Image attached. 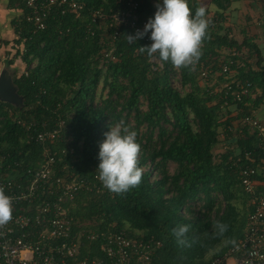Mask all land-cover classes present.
Returning a JSON list of instances; mask_svg holds the SVG:
<instances>
[{
    "label": "trees",
    "instance_id": "trees-1",
    "mask_svg": "<svg viewBox=\"0 0 264 264\" xmlns=\"http://www.w3.org/2000/svg\"><path fill=\"white\" fill-rule=\"evenodd\" d=\"M78 1L84 4L83 17L51 15L45 30L27 22L28 9L19 4L23 14L16 24L20 37L17 43L23 48L20 53L27 69L22 75L16 74L14 82L24 105L17 108L0 101V157L9 155L10 162H18L21 170L38 167L44 146L33 136L44 121L48 120L50 127L64 121V139L57 146H47L55 151L70 141L74 152H68L65 161L76 160L71 171L93 179L98 176V151L104 133L123 120L137 132L141 146V183L117 194L99 180L97 189L81 192L70 212L75 232L126 231L135 239L160 242L153 256L156 264H209L244 235L252 206L238 167L264 166V142L256 131L239 123L234 150L217 154L220 128L229 140L234 127L223 95L201 88L194 64L175 67L156 54L163 68L155 71L152 55L140 50V46L149 44L143 40L129 43L127 35L133 34L128 30H123L112 46L101 41L102 31L95 27L92 35L91 13L100 9L117 11L124 0ZM138 1L140 12L152 17L156 11L152 0ZM203 1L188 0L193 13ZM210 3L219 10L213 19L218 24L207 27L199 59L212 64L214 71L220 70L221 60L233 61L232 72L239 61L249 67L237 78L249 80L254 91H261L258 105L264 100L260 50L250 40L238 44L219 33L221 11L231 0ZM105 47L113 50L117 62H102ZM225 49L240 55L224 56ZM254 58L257 70L249 64ZM176 77L183 87L190 88L188 92L182 93L173 85ZM101 84L106 94L102 92L98 98ZM20 119L27 125L32 122L30 130L18 124ZM170 165H174L173 172ZM256 177L263 180L264 171ZM217 221L228 225L223 236L215 232ZM178 223L190 226L187 246L178 245L172 235ZM100 245V241L83 239L82 257L101 256Z\"/></svg>",
    "mask_w": 264,
    "mask_h": 264
},
{
    "label": "built area",
    "instance_id": "built-area-1",
    "mask_svg": "<svg viewBox=\"0 0 264 264\" xmlns=\"http://www.w3.org/2000/svg\"><path fill=\"white\" fill-rule=\"evenodd\" d=\"M28 9L27 22L37 30H45L51 15L67 14L81 18L84 4L78 0H17ZM121 8L109 13L96 10L90 15L89 31L92 28L101 33V41L115 43L123 30L134 35L142 30L148 17L140 12L141 1H121ZM154 7L156 4H152ZM156 8V7H155ZM208 26L216 27L218 22L208 19ZM143 40L150 44L145 35ZM245 51V50H244ZM104 61L116 62L112 49L102 51ZM232 57L240 55L234 50ZM106 59V60H105ZM155 71L163 68V63L153 54L151 57ZM200 79L208 84L218 75L212 64L201 61L194 63ZM232 60L221 62L219 76L226 78L222 87L210 94H222L224 105H236L240 108L241 124L258 133L264 142V125L256 118L254 110L249 108V101L254 96L253 84L249 80L231 78ZM44 121L41 129L33 136L36 142L44 146L41 162L36 168L20 169L18 162L11 163L10 156L0 157V189L11 197L12 218L0 225V264H156L153 262L155 251L160 242L153 239H135L126 231L75 232L74 220L70 215L78 195L83 191L97 189L98 176L93 179L80 177L73 169L72 163L66 162L65 156L73 154L74 149L68 141L67 146L52 151L47 145L57 146L64 139V121L55 127ZM18 124L30 130L32 122L27 125L22 119ZM227 149V148H225ZM248 158H251L248 155ZM235 165V164H234ZM239 176L245 192L250 196L252 211L248 215L243 237L230 247L223 255L211 260L209 264H264V179H258L264 166H239ZM100 241L99 257H82V240Z\"/></svg>",
    "mask_w": 264,
    "mask_h": 264
},
{
    "label": "clouds",
    "instance_id": "clouds-1",
    "mask_svg": "<svg viewBox=\"0 0 264 264\" xmlns=\"http://www.w3.org/2000/svg\"><path fill=\"white\" fill-rule=\"evenodd\" d=\"M156 11L149 17L142 30L127 35L129 43L143 39L151 43L140 46L149 56L157 54L160 60L171 62L175 67L193 64L200 56V45L206 37L208 21L206 8L201 6L193 13L188 0H156ZM99 144L98 178L110 192L124 193L138 186L142 179V168L138 156L140 144L137 132L123 120L110 125ZM11 197L0 189V225L12 218ZM189 225L178 223L172 228V235L178 245H188ZM219 236L228 230L226 223L217 221L214 225Z\"/></svg>",
    "mask_w": 264,
    "mask_h": 264
},
{
    "label": "crops",
    "instance_id": "crops-1",
    "mask_svg": "<svg viewBox=\"0 0 264 264\" xmlns=\"http://www.w3.org/2000/svg\"><path fill=\"white\" fill-rule=\"evenodd\" d=\"M204 4H209L205 18L215 19L218 9L205 0ZM223 13L221 21L220 34L227 36L230 40L242 44L245 40H250L255 44L261 53L264 62V0H231L228 8ZM23 11L19 3L12 0H0V70L3 64H8L13 68V72H19L22 75L26 72L27 66L21 58L22 46L18 45L17 40L20 38L16 31V24L22 16ZM232 50L225 49L222 51L224 56L229 55ZM14 61V63H13ZM222 61V60H221ZM11 63V64H10ZM252 70H257L256 64L250 60ZM18 69V70H17ZM241 70L248 72L249 67H245L239 61L238 68L231 73L230 77H240ZM218 75L212 79L208 84L200 81L201 88L219 89L225 82L224 76L220 75V70H217ZM261 95L259 89H255L254 96L249 101V108L254 110L256 118L264 125V100L262 103L256 104L257 97ZM240 108L236 105H231L226 109L228 116L234 120V127L232 128L231 138L226 139L222 127L220 128V144L215 148V152L221 153L226 150H234V144L240 133L241 115ZM227 148V149H225Z\"/></svg>",
    "mask_w": 264,
    "mask_h": 264
},
{
    "label": "water",
    "instance_id": "water-1",
    "mask_svg": "<svg viewBox=\"0 0 264 264\" xmlns=\"http://www.w3.org/2000/svg\"><path fill=\"white\" fill-rule=\"evenodd\" d=\"M0 101L17 108L24 105V98L19 94L14 82V74L11 69L5 67L0 70Z\"/></svg>",
    "mask_w": 264,
    "mask_h": 264
},
{
    "label": "rangeland",
    "instance_id": "rangeland-1",
    "mask_svg": "<svg viewBox=\"0 0 264 264\" xmlns=\"http://www.w3.org/2000/svg\"><path fill=\"white\" fill-rule=\"evenodd\" d=\"M207 2H209L210 0H206ZM204 2H205V0L203 1V3L201 4V6H203V7H205L206 8V10H208V6H209V4H204ZM152 4H156V0H152ZM20 59H22V58H20L19 57V60ZM117 62V61H116ZM253 62L255 63L256 62V58H254L253 59ZM13 63H14V61H13ZM3 67H5V68H8V69H11L12 70V72H13V68H11V66H9L7 63L6 64H3ZM18 70V69H17ZM18 73L19 72H13V74H14V78H15V75L17 74L18 75ZM200 81H203V80H201V79H199L198 80V82H200ZM173 85L178 89V90H180L182 93H186V92H188L189 90H190V88L189 87H183L182 85H181V81H180V79L178 78V77H176V78H174V80H173ZM102 84L99 86V88H98V98H100V95L102 94V92H103V88H102ZM104 94H106V91H104L103 92V95ZM97 98V99H98ZM173 169H174V165H170V170L173 172ZM84 200H86V199H84ZM246 212H248V205H247V207H246Z\"/></svg>",
    "mask_w": 264,
    "mask_h": 264
}]
</instances>
